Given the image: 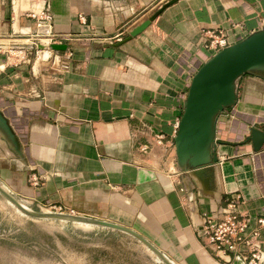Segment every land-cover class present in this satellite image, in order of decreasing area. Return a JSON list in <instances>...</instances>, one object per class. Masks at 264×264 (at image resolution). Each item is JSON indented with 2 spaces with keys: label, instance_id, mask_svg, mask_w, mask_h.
Listing matches in <instances>:
<instances>
[{
  "label": "crops",
  "instance_id": "crops-1",
  "mask_svg": "<svg viewBox=\"0 0 264 264\" xmlns=\"http://www.w3.org/2000/svg\"><path fill=\"white\" fill-rule=\"evenodd\" d=\"M164 1L0 0V111L23 154L0 142V186L40 211L62 206L128 227L172 264H236L198 227L227 203L249 215L248 229L264 220V144L253 152L243 142L264 124V78L237 80L236 103L216 119V162L179 169L172 139L190 77L211 55L206 34L263 27L264 0H175L129 36ZM41 6L50 30L68 34L65 70L56 54L38 64L12 55L47 29L28 15Z\"/></svg>",
  "mask_w": 264,
  "mask_h": 264
},
{
  "label": "water",
  "instance_id": "water-1",
  "mask_svg": "<svg viewBox=\"0 0 264 264\" xmlns=\"http://www.w3.org/2000/svg\"><path fill=\"white\" fill-rule=\"evenodd\" d=\"M175 0L164 1L149 17L129 30V36L141 29L148 20ZM53 49H65L64 43H52ZM246 73L264 78V26L216 50L195 69L190 77L180 117L173 136L175 165L182 170H202L216 162L215 146L222 143L215 138L217 117L237 101V80ZM0 142L19 159L23 158L20 144L0 111ZM243 142L257 152L264 144V124L249 127ZM0 194L15 208L34 218H51L81 222L127 233L145 244L155 254L159 252L136 231L93 217L56 212H34L22 205L0 186ZM264 264V262L262 263Z\"/></svg>",
  "mask_w": 264,
  "mask_h": 264
},
{
  "label": "rangeland",
  "instance_id": "rangeland-1",
  "mask_svg": "<svg viewBox=\"0 0 264 264\" xmlns=\"http://www.w3.org/2000/svg\"><path fill=\"white\" fill-rule=\"evenodd\" d=\"M12 55L18 59L20 53ZM27 58L41 62L33 51ZM90 228L80 222L31 217L0 194V264H172L129 234Z\"/></svg>",
  "mask_w": 264,
  "mask_h": 264
},
{
  "label": "built area",
  "instance_id": "built-area-1",
  "mask_svg": "<svg viewBox=\"0 0 264 264\" xmlns=\"http://www.w3.org/2000/svg\"><path fill=\"white\" fill-rule=\"evenodd\" d=\"M28 15L35 19V26H45V30H36L16 46L15 55L20 60H28L27 53L33 51L34 59L48 62L55 54L58 55L60 69L65 70L71 58V51L67 49H53L52 43H62L68 38V34L55 33L50 30V15L45 6H41L38 11H30ZM83 20V17L80 16ZM236 26V23L232 24ZM103 37L110 40L112 37ZM240 35L225 33L222 28L209 31L203 46L211 51L216 50L234 42ZM141 152L147 150L146 145L139 146ZM175 159V158H174ZM33 186H38L39 182L35 176L31 177ZM46 212L73 214L71 210H66L62 206L50 205L45 208ZM258 226L248 229L249 215L239 211L235 204L227 203L222 211L204 212L201 215L198 234L205 244L213 247L216 256L220 254H230L231 261L236 264H262L264 262V233L260 227L264 226L263 219L256 220ZM230 263V262H229Z\"/></svg>",
  "mask_w": 264,
  "mask_h": 264
},
{
  "label": "trees",
  "instance_id": "trees-1",
  "mask_svg": "<svg viewBox=\"0 0 264 264\" xmlns=\"http://www.w3.org/2000/svg\"><path fill=\"white\" fill-rule=\"evenodd\" d=\"M229 108L225 109L224 111L228 110Z\"/></svg>",
  "mask_w": 264,
  "mask_h": 264
},
{
  "label": "bare ground",
  "instance_id": "bare-ground-1",
  "mask_svg": "<svg viewBox=\"0 0 264 264\" xmlns=\"http://www.w3.org/2000/svg\"><path fill=\"white\" fill-rule=\"evenodd\" d=\"M23 205V204H22ZM77 223H79V222H77ZM81 223V222H80Z\"/></svg>",
  "mask_w": 264,
  "mask_h": 264
},
{
  "label": "flooded vegetation",
  "instance_id": "flooded-vegetation-1",
  "mask_svg": "<svg viewBox=\"0 0 264 264\" xmlns=\"http://www.w3.org/2000/svg\"><path fill=\"white\" fill-rule=\"evenodd\" d=\"M260 128H261V126H260Z\"/></svg>",
  "mask_w": 264,
  "mask_h": 264
}]
</instances>
